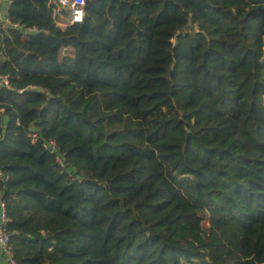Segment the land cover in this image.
Masks as SVG:
<instances>
[{"label":"trees","instance_id":"16d2710c","mask_svg":"<svg viewBox=\"0 0 264 264\" xmlns=\"http://www.w3.org/2000/svg\"><path fill=\"white\" fill-rule=\"evenodd\" d=\"M51 8L10 0L0 26L17 264H264V0Z\"/></svg>","mask_w":264,"mask_h":264},{"label":"built area","instance_id":"2783aa9c","mask_svg":"<svg viewBox=\"0 0 264 264\" xmlns=\"http://www.w3.org/2000/svg\"><path fill=\"white\" fill-rule=\"evenodd\" d=\"M85 0H58V5L51 8L53 17L55 20V24L64 28L67 25H72L74 23H78L82 19L83 15V6ZM51 3V0H49ZM8 5L10 0L7 1ZM7 5V7H8ZM67 8L68 14L64 20H60V16L62 13V9ZM10 25L7 8L4 12H0V26L5 27ZM12 27H17V25L13 24ZM9 87V76L8 74L0 72V88H8ZM44 148L48 149L50 153H54L56 148L53 141H49L44 145ZM56 162L62 166V161L56 157ZM3 174L0 171V181L3 180ZM7 223L8 218L6 215L5 203L0 197V264H17V262L12 257V249L10 245V236L7 231Z\"/></svg>","mask_w":264,"mask_h":264},{"label":"crops","instance_id":"0c3cea01","mask_svg":"<svg viewBox=\"0 0 264 264\" xmlns=\"http://www.w3.org/2000/svg\"><path fill=\"white\" fill-rule=\"evenodd\" d=\"M8 0H1L0 1V12H4L7 8V3ZM51 3L56 7L58 5V0H51ZM68 14V9L67 8H63L62 9V13H61V16H60V20H64L65 17L67 16Z\"/></svg>","mask_w":264,"mask_h":264},{"label":"water","instance_id":"95a60500","mask_svg":"<svg viewBox=\"0 0 264 264\" xmlns=\"http://www.w3.org/2000/svg\"><path fill=\"white\" fill-rule=\"evenodd\" d=\"M25 91L39 92V93L43 92L42 89H39V88H36V87H27V88H25Z\"/></svg>","mask_w":264,"mask_h":264}]
</instances>
